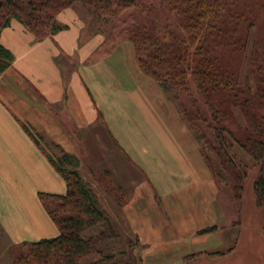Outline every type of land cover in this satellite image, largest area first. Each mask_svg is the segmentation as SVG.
Instances as JSON below:
<instances>
[{
    "label": "crops",
    "instance_id": "0c3cea01",
    "mask_svg": "<svg viewBox=\"0 0 264 264\" xmlns=\"http://www.w3.org/2000/svg\"><path fill=\"white\" fill-rule=\"evenodd\" d=\"M86 9H64L57 19L65 28L43 40L17 19L1 31V43L14 55L0 72V221L9 244L60 234L39 197L68 189L49 158L56 153L43 147L49 144L125 186L124 208L141 241L160 238L144 215H163L166 208L173 218L160 219L163 227L184 234L191 246L194 233L217 214V186L200 142L177 102L139 69L130 42L86 63L105 40ZM100 111L106 123L98 121ZM164 113L169 126L160 119ZM92 138L103 146L111 141L115 152L102 147L97 157Z\"/></svg>",
    "mask_w": 264,
    "mask_h": 264
},
{
    "label": "trees",
    "instance_id": "16d2710c",
    "mask_svg": "<svg viewBox=\"0 0 264 264\" xmlns=\"http://www.w3.org/2000/svg\"><path fill=\"white\" fill-rule=\"evenodd\" d=\"M81 3L99 18L114 21L86 63L101 60L120 42H132L140 70L166 92L181 97L180 111L215 179L219 163L242 191L250 172L257 169L253 190L257 205L264 207V0H0V39L12 19L23 23L37 40L52 37L65 28L58 15ZM13 60L0 40V72ZM98 121L106 123L101 111ZM23 126L41 145L32 129ZM49 158L68 189L64 194L40 192L39 197L60 234L15 244L16 262L138 264L119 263L114 253L98 246L116 230L78 170V156L63 152ZM91 168L88 172L98 183L109 182ZM96 227L97 235H85ZM195 256L187 255L186 262Z\"/></svg>",
    "mask_w": 264,
    "mask_h": 264
},
{
    "label": "rangeland",
    "instance_id": "374dc122",
    "mask_svg": "<svg viewBox=\"0 0 264 264\" xmlns=\"http://www.w3.org/2000/svg\"><path fill=\"white\" fill-rule=\"evenodd\" d=\"M79 5L85 6L82 3ZM85 8H87L86 10L92 18L97 19L98 29L101 34H105L106 38L113 29L114 21L110 18H99L94 9L88 5ZM124 42L130 41L120 42L114 49ZM130 43L134 47L133 43ZM167 94L177 102L180 109L181 97L175 92H167ZM163 115L160 116V119L162 120V117H165V124L169 126L170 115L165 113ZM155 125L158 126V124ZM159 125L161 126V124ZM90 141L91 148L96 149L94 153L97 157L100 155L99 152L102 151V147H105V153L106 151L108 154L115 152L109 140L104 142V146L100 141H96L93 138ZM43 147L48 153H50L49 149L51 148L50 150L54 154L56 153L55 157L63 155L62 151L52 148L54 147L52 145L45 144ZM95 161V159L92 160L94 163ZM91 167L90 164L83 166V162L80 160L77 168L86 184L95 192L100 207L108 214L116 230V234L113 237L102 238L98 246L106 252L114 253L119 263L137 260L138 264H264V207L257 205L253 190V181L257 169L250 172L244 189L239 191L236 188L233 176L223 169L219 163L215 164L218 171L217 179H215L212 171L211 173L218 191L214 205L217 212L214 222L216 224L204 225L201 229L210 226L217 227L213 231L206 233H200L201 229H199L194 233L193 244L189 246L184 242V234L179 233V235L175 236L174 230H168V228L163 227L162 219L169 220L173 218L171 213L168 210L166 211V208L161 212L163 215L154 211L151 215H144L151 220L154 229L159 231L160 238L149 243L141 241L124 208L129 200L126 197L128 190H126L125 186H120L119 183L115 182L112 176H108L94 168L99 173L105 174L109 181L105 185L98 183L88 172ZM157 200L162 204L160 197ZM99 231V227H96L87 231L85 235H97ZM155 231L154 233H156ZM212 232L216 233L208 237L207 235ZM8 238L0 221V264H18L16 262L18 249L14 248L15 244H9ZM193 253H196L197 256L194 257L191 263H187L185 257Z\"/></svg>",
    "mask_w": 264,
    "mask_h": 264
}]
</instances>
